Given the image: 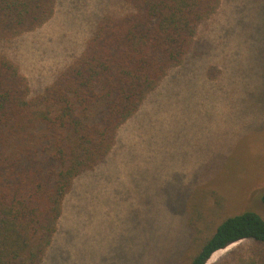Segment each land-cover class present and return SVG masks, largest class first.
I'll return each mask as SVG.
<instances>
[{
  "label": "rangeland",
  "instance_id": "374dc122",
  "mask_svg": "<svg viewBox=\"0 0 264 264\" xmlns=\"http://www.w3.org/2000/svg\"><path fill=\"white\" fill-rule=\"evenodd\" d=\"M126 9L122 0H57L45 25L1 39L0 51L37 94L103 18ZM141 109L112 158L75 181L42 264H189L226 217L264 218V0H224Z\"/></svg>",
  "mask_w": 264,
  "mask_h": 264
},
{
  "label": "trees",
  "instance_id": "16d2710c",
  "mask_svg": "<svg viewBox=\"0 0 264 264\" xmlns=\"http://www.w3.org/2000/svg\"><path fill=\"white\" fill-rule=\"evenodd\" d=\"M122 1L127 9L103 18L40 93L0 51V264L43 263L75 181L112 158L120 129L184 64L224 0ZM56 4L0 0V40L42 27ZM233 245L213 264H264V218L226 217L189 264H208Z\"/></svg>",
  "mask_w": 264,
  "mask_h": 264
}]
</instances>
